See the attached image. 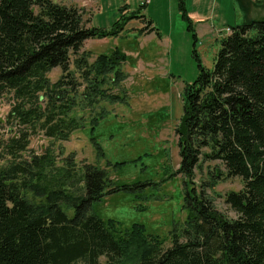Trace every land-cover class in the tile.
<instances>
[{
    "label": "trees",
    "instance_id": "obj_1",
    "mask_svg": "<svg viewBox=\"0 0 264 264\" xmlns=\"http://www.w3.org/2000/svg\"><path fill=\"white\" fill-rule=\"evenodd\" d=\"M146 7L128 15L122 8L119 20L101 29L89 27L75 6L0 0V98L13 95L6 123L16 127L15 135L0 138L8 161L0 162V264H264V19L230 28L213 70L194 52L200 73L184 88L175 129L180 165L169 176L185 178L187 216L172 232L171 247L143 224L125 228L91 212L104 197L133 190L114 187L104 169L86 165L78 175L72 158L59 166L50 152L23 157L39 133L66 142L85 127L77 111H90L94 130L106 113L94 114L98 105L125 101L127 55L117 48L90 63L82 50L88 40L119 37L132 20L144 25L140 36H160L142 15ZM180 10L197 43L184 0ZM57 68L62 75L51 83L48 74ZM215 161L228 178L244 182L243 190L226 195L236 219L219 212L208 196L215 182L194 181L202 162Z\"/></svg>",
    "mask_w": 264,
    "mask_h": 264
},
{
    "label": "rangeland",
    "instance_id": "obj_2",
    "mask_svg": "<svg viewBox=\"0 0 264 264\" xmlns=\"http://www.w3.org/2000/svg\"><path fill=\"white\" fill-rule=\"evenodd\" d=\"M53 1L81 9L88 26L101 29H110L119 20L122 8L127 7L124 13L128 15L139 11L144 3V0ZM180 1L150 0L142 11L153 21L160 36L139 38L144 25L140 20H132L119 37L86 41L82 52L89 54L90 63L117 48L127 55V62L122 65L129 75L121 91L125 101L98 105L93 113L101 109L106 113L94 130L90 111H77L76 115L84 116L87 123L68 141L52 140L39 133L30 138L28 151L23 154L28 158L50 152L59 166L72 158L78 175L86 165H95L108 172L114 187H132L133 190H121L95 202L91 212L104 221L115 220L125 228L143 224L149 234L164 240L165 248L171 247L172 232L184 227L187 216L183 209L185 178L169 176L180 165L175 129L183 115L184 88L193 84L200 73L194 52L205 69L213 70L221 41L231 34L229 29L264 19V0H184L197 32L195 43L182 18ZM194 12L199 17H192ZM75 58L72 56V61ZM71 69H75L74 65ZM61 75V69L57 68L48 78L55 83ZM14 103L13 95L0 98L1 139L15 135L16 127L6 123ZM92 139L100 145L104 156ZM4 153L0 150L2 164L8 162L4 161ZM194 181L198 186L215 182L207 190L214 206L228 218H237L226 203V195L243 190L241 178H228L224 165L215 161L202 162ZM104 263L102 259L101 264Z\"/></svg>",
    "mask_w": 264,
    "mask_h": 264
},
{
    "label": "crops",
    "instance_id": "obj_3",
    "mask_svg": "<svg viewBox=\"0 0 264 264\" xmlns=\"http://www.w3.org/2000/svg\"><path fill=\"white\" fill-rule=\"evenodd\" d=\"M190 13H191V12H190ZM193 15H196L197 17H199V14H197V13H195V12L192 14V17H193ZM198 19H201V18H198ZM153 35H155V33H154V34H150V35H141V36L139 35V38H140V37H141V38H143V37H144V38H147V37H151V36H153ZM151 39H152V38H151Z\"/></svg>",
    "mask_w": 264,
    "mask_h": 264
},
{
    "label": "built area",
    "instance_id": "obj_4",
    "mask_svg": "<svg viewBox=\"0 0 264 264\" xmlns=\"http://www.w3.org/2000/svg\"><path fill=\"white\" fill-rule=\"evenodd\" d=\"M145 2L148 4L150 2V0H145Z\"/></svg>",
    "mask_w": 264,
    "mask_h": 264
}]
</instances>
